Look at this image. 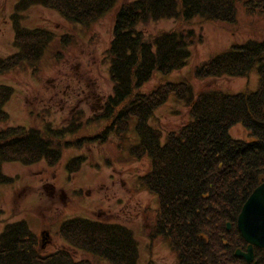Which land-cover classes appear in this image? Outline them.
I'll list each match as a JSON object with an SVG mask.
<instances>
[{
	"label": "trees",
	"instance_id": "16d2710c",
	"mask_svg": "<svg viewBox=\"0 0 264 264\" xmlns=\"http://www.w3.org/2000/svg\"><path fill=\"white\" fill-rule=\"evenodd\" d=\"M16 0L10 14L12 45L16 49L0 57V75L21 69L38 70L52 42L62 52L72 35L59 36L48 28L22 24L23 13L41 5L59 13L67 22L91 26L114 11L112 37L105 49L111 92L100 110L85 117L75 110L66 124L0 126V184L14 177L2 164L24 165L44 160L56 165L63 149L88 141L101 143L110 135L127 139L129 122L135 119L137 140L127 147L132 159L149 160V169L138 177L139 185L156 195L153 226L149 237L165 240L175 253L176 264H252L234 255L246 243L236 219L251 191L264 182V40L232 42L226 49L201 61L192 69L198 80L221 76L245 77L256 68L258 86L251 92H223L202 88L196 93L186 81H163L148 91L143 86L159 72L172 73L184 67L191 46L203 41L192 18L234 24L237 3L248 14L264 16V0ZM173 19L178 25L145 36L140 23ZM53 57L59 54L52 51ZM14 88L0 84V122L7 121L3 106ZM187 107L188 119L166 133L148 120L170 95ZM106 124L97 133L81 135L90 124ZM240 124L249 140L235 138L230 128ZM101 138L100 140H98ZM121 147V145H120ZM85 157L76 155L66 163L68 174L78 171ZM230 227H226V223ZM65 246L42 253L38 237L22 220L7 222L0 232V264H89L75 259L81 250L109 264H137L138 243L131 229L118 222L74 216L58 230ZM255 264H264V249L255 251Z\"/></svg>",
	"mask_w": 264,
	"mask_h": 264
},
{
	"label": "rangeland",
	"instance_id": "374dc122",
	"mask_svg": "<svg viewBox=\"0 0 264 264\" xmlns=\"http://www.w3.org/2000/svg\"><path fill=\"white\" fill-rule=\"evenodd\" d=\"M126 1L119 0L118 5ZM15 2L0 0V57L16 50L12 45L10 21ZM114 11L110 10L89 27L71 24L56 11L41 5L24 11L22 24L25 26L48 28L58 38L69 33L72 38L62 52L58 50L57 41L52 42L37 71L27 68L0 75V84L14 88L3 106L8 113L7 121L0 122V126H42L45 121L53 127L62 126L75 110L82 109L85 117L100 110L111 92L104 51L112 37ZM177 23L163 18L140 23L137 28L147 36L160 29L176 27ZM183 26L193 28L203 41L190 47L191 56L184 67L166 75L156 72L143 86L144 91L159 82L182 80L188 81L195 93L202 88H218L228 93L251 92L257 88L256 68L245 77L221 76L204 80L194 78L192 69L232 42L250 38L264 40V16L248 14L237 3L234 24L207 21L196 16ZM52 51L59 54L53 57ZM187 119V107L171 94L148 122L161 130L163 140L167 132L177 130ZM105 124L102 119L99 124H90L79 134L97 133ZM134 124L135 119L132 118L126 140L120 141L110 135L101 143L95 140L73 145L63 149L60 161L53 166L44 160L30 165L17 161L2 164L3 172L14 180L0 184V232L7 222L24 219L38 237V250L45 253L65 246L57 233L65 218L83 216L118 222L131 229L137 240V264H176L175 253L168 243L161 238L152 240L149 237L158 202L156 195L138 183V177L149 169L148 158L136 160L128 155L127 147L137 140ZM229 132L235 138H250L240 124L233 125ZM76 155L84 156L85 160L78 171L68 174L66 163ZM73 253L75 259L87 260L89 264H109L81 250Z\"/></svg>",
	"mask_w": 264,
	"mask_h": 264
},
{
	"label": "water",
	"instance_id": "95a60500",
	"mask_svg": "<svg viewBox=\"0 0 264 264\" xmlns=\"http://www.w3.org/2000/svg\"><path fill=\"white\" fill-rule=\"evenodd\" d=\"M237 229L247 243L245 250L236 249L234 254L247 263L252 262L253 247H264V183L256 186L243 203L236 219ZM229 228V223H226Z\"/></svg>",
	"mask_w": 264,
	"mask_h": 264
},
{
	"label": "bare ground",
	"instance_id": "6f19581e",
	"mask_svg": "<svg viewBox=\"0 0 264 264\" xmlns=\"http://www.w3.org/2000/svg\"><path fill=\"white\" fill-rule=\"evenodd\" d=\"M68 219H71V217L65 218V219H64V220H63V221L60 223V225H59V227H58L57 231L60 229V227H61L62 223H63L64 221L68 220Z\"/></svg>",
	"mask_w": 264,
	"mask_h": 264
},
{
	"label": "flooded vegetation",
	"instance_id": "af4514ba",
	"mask_svg": "<svg viewBox=\"0 0 264 264\" xmlns=\"http://www.w3.org/2000/svg\"><path fill=\"white\" fill-rule=\"evenodd\" d=\"M255 248V247H254ZM257 249H264V248H255L254 250L256 251ZM242 250H245V248L244 249H242ZM256 254V253H255Z\"/></svg>",
	"mask_w": 264,
	"mask_h": 264
}]
</instances>
